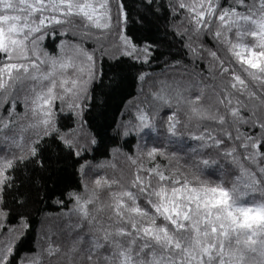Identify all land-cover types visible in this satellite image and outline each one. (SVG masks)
<instances>
[{"label": "snow or ice", "instance_id": "obj_1", "mask_svg": "<svg viewBox=\"0 0 264 264\" xmlns=\"http://www.w3.org/2000/svg\"><path fill=\"white\" fill-rule=\"evenodd\" d=\"M145 4L149 11L153 5L170 10L184 55L206 62L208 76L196 81L194 97L191 81H160V91L152 93L161 109H174L161 127L179 150L151 148L142 155L167 161L151 167L129 156L134 168L127 176L101 177L94 188L85 185L84 195L69 193L78 219L63 244L48 240L47 247L20 255L16 249L30 224L19 214L0 240V264H264V0ZM128 19L123 0H0V144L10 145V154L0 155V233L11 212L6 194L14 191L13 202L25 206L14 173L27 164L44 168L46 140L60 142L76 157L96 143L91 135L82 140L75 128L71 136L62 132L58 117L83 128L93 85L103 82V58L150 62L153 45L133 42ZM93 29L113 32L119 55L102 46L86 49L85 41L103 38ZM69 34L78 42L61 39L55 51L44 46ZM178 66L187 69L181 60L170 65ZM18 104L23 114L16 112ZM158 114L140 110L137 130L156 131ZM20 120H30L19 129L32 130L26 144L23 135L17 140L7 134L16 132ZM186 140L196 143L181 155ZM217 171L221 175L213 179Z\"/></svg>", "mask_w": 264, "mask_h": 264}, {"label": "trees", "instance_id": "obj_2", "mask_svg": "<svg viewBox=\"0 0 264 264\" xmlns=\"http://www.w3.org/2000/svg\"><path fill=\"white\" fill-rule=\"evenodd\" d=\"M224 2L227 3L228 0ZM159 3L166 4V0H157V4ZM123 4L129 18L126 34L137 46L146 43L153 45L154 54L150 62L146 64L130 57H120L117 60L109 59L107 56L103 58V82L97 81L93 85L94 98L88 102L84 113L83 126L88 135L96 140L87 152L76 157L69 153L60 142L48 139L41 145L45 161L44 168L27 164L14 173L21 199L25 200V206L21 208L13 202L12 197L16 194L14 191L6 194V207L11 209V212L5 221L4 232H7L9 226L17 225L19 214L23 213L28 217L30 228L26 238L16 249L20 255L31 254L42 246L47 247L48 240H51L53 244H63L68 240L67 231L49 234L46 237L44 228L51 222L47 221L48 219H54L62 224L63 221L72 224L77 222L78 218L73 212L75 202L69 197V193L80 194L82 192L83 169L87 164L97 165L111 160L113 153L120 152L128 157L140 156V159L149 167L154 166L155 163L165 165L167 161L162 157L157 156L155 161H149L147 156L142 154L153 147L165 148L169 152L179 150L177 144L172 145L164 141L165 135L161 127L162 122L174 109L165 107L160 113L159 102L155 109L148 110L150 114L154 110L159 113L155 117V123L161 135L159 140L151 138L152 135L149 134L144 141H141V135L138 132L130 131L125 135L118 127L129 102L137 96L142 83L149 90L155 91L153 87L164 78L170 80L171 83L173 80H183L186 84L191 81L193 88L190 95L194 97L199 94L195 84L198 79L202 80L208 76L206 62H192L184 55L180 41L173 35V25L178 21L173 18L170 10L157 9V6L153 5V10L149 11L145 0H123ZM141 16L144 17L142 22L139 19ZM61 39L63 37H58L55 41L48 39L44 42V46L49 51H55ZM205 43L210 47L213 46L208 38H205ZM176 60L183 61L187 69L185 70L182 66L170 67ZM98 66H100L99 61ZM185 71L188 75H181ZM201 72L203 76L193 77L191 75ZM143 73L148 75L142 81L139 76ZM205 82L212 83L211 80H205ZM149 90H147L149 94H152ZM179 118L185 119L183 112L179 114ZM58 123L64 133H70L76 126L75 121L66 115H60ZM242 130L246 131L247 128ZM195 143L193 140H186L181 155H184L187 148ZM220 175L221 173L217 171L212 178H219ZM225 178L230 179L231 177ZM58 200L63 201V204L57 203ZM65 215L70 220L67 217V219L64 218ZM3 233L0 234V240H2ZM72 236L74 237L75 233Z\"/></svg>", "mask_w": 264, "mask_h": 264}, {"label": "rangeland", "instance_id": "obj_3", "mask_svg": "<svg viewBox=\"0 0 264 264\" xmlns=\"http://www.w3.org/2000/svg\"><path fill=\"white\" fill-rule=\"evenodd\" d=\"M113 12H115V6H113ZM93 32L95 34L102 35L103 38L101 40H99L98 42L94 41V40L85 41L84 47L86 49L91 51L94 48H98V47L102 46L103 48L108 49L110 54H114V55L119 54L117 52V49L115 47H113V45H119L120 41H119L118 37L113 32H106L105 30H97V29H93ZM63 39L68 40L70 43H77L78 42V38L72 36L71 34L63 37ZM139 46H143V45H139ZM97 56L99 57V51L97 52ZM164 80L171 83L170 80H167L166 78L161 79L158 81V83L155 85V87H153L155 89V91L149 90L147 87H145L144 83H142V85L138 91L137 96L129 102V104H128V106H127V108L123 114L122 121L120 122V125L118 127L122 134H124L126 130H127V132L136 131L139 133V135H141V138H140L141 141H144L148 137L149 134L152 135L151 138H155L156 140L160 139L161 135L158 131L159 128L157 127V125H156V127H157L156 131H152L150 129H144L143 131H139V130H137L136 126L139 123V121L137 120V115H138L139 111L142 109L147 110V111L149 109H155L157 104H158L157 101L153 100L152 94H149V92L147 90H149L151 93L159 92L160 88H161V85L159 82L164 81ZM158 110L160 113H162V111H161L162 109L160 107L158 108ZM16 112L20 113V114L24 113V108L21 104L17 105ZM2 114L5 117H7V115H8L7 107H5ZM29 116H30V114H29ZM29 122H30V120H20L17 124L16 132L15 133L8 132L7 134L8 135L15 134L17 140H19L20 136L23 135L24 139H23L22 143L26 144L28 142L29 137L32 135V130L28 129L27 131H24L21 133L19 131V129H20L21 125L26 126ZM75 129H76L75 134L79 135L82 140L86 136H88V133L86 132L84 126L81 129L76 124ZM72 134H73L72 132L69 133L70 136ZM164 141L168 142V138L166 136L164 137ZM170 144L173 145V143H170ZM8 147H10V145L0 144V155H9L10 153L7 151ZM11 150L17 151V149L14 146H11ZM112 157L113 158L111 160L101 162L97 165L87 164L84 167V169H83V171H84L83 172L84 186H83L82 192L80 193L81 195L85 194V185H88L89 189L95 187L94 181L96 179H99L101 177L108 178V179H111L113 177L119 178L122 174L124 176H127L133 170V165H131L130 161L128 160V156H126L124 153H120V152H118L116 154L113 153ZM97 191L99 192V195L101 198H104L106 196V192L104 190L97 189ZM66 215L64 216V218H66V217L68 218V216H66ZM47 221H51V222L49 223V225H47L44 228L46 237L49 234L59 233L62 231H67V234H68L69 233V227L68 226H69V224H72V223H69L66 221L64 222L63 220H62L63 224L54 220V219H48ZM72 235H73V233H72ZM6 237H7V232H4L1 236V238L3 240Z\"/></svg>", "mask_w": 264, "mask_h": 264}]
</instances>
